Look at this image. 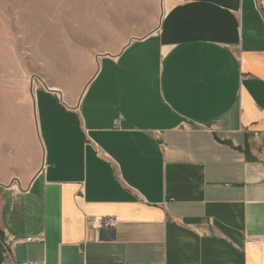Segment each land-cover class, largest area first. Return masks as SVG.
<instances>
[{"label":"crops","instance_id":"1","mask_svg":"<svg viewBox=\"0 0 264 264\" xmlns=\"http://www.w3.org/2000/svg\"><path fill=\"white\" fill-rule=\"evenodd\" d=\"M167 2L76 89L2 81L0 264H264V0Z\"/></svg>","mask_w":264,"mask_h":264},{"label":"rangeland","instance_id":"2","mask_svg":"<svg viewBox=\"0 0 264 264\" xmlns=\"http://www.w3.org/2000/svg\"><path fill=\"white\" fill-rule=\"evenodd\" d=\"M167 0H0V82L76 89L98 50L157 26Z\"/></svg>","mask_w":264,"mask_h":264},{"label":"built area","instance_id":"3","mask_svg":"<svg viewBox=\"0 0 264 264\" xmlns=\"http://www.w3.org/2000/svg\"><path fill=\"white\" fill-rule=\"evenodd\" d=\"M184 128V126H182ZM160 146L165 149L166 144L162 141L160 142ZM87 227L88 228H93L96 230H113L115 227V219L113 217H94L92 219L87 220ZM100 236L99 234L97 235V239H99ZM27 241H32V240H42V238H31L28 237L26 238ZM0 245L5 249L4 242L0 241Z\"/></svg>","mask_w":264,"mask_h":264}]
</instances>
